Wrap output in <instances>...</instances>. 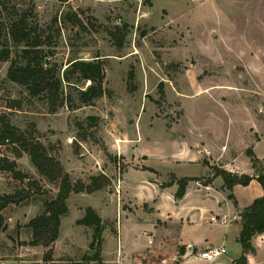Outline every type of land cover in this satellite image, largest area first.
<instances>
[{
  "label": "rangeland",
  "instance_id": "obj_1",
  "mask_svg": "<svg viewBox=\"0 0 264 264\" xmlns=\"http://www.w3.org/2000/svg\"><path fill=\"white\" fill-rule=\"evenodd\" d=\"M8 1L19 9L34 7L40 25L54 36L47 47L53 53L48 62L64 69L76 57L103 61L104 95L93 105L72 110L66 104L55 112L44 98L30 97L24 86L8 79L10 61H0V120L6 115L21 130L34 133L72 182L89 183L92 176L105 174L119 185L132 168L140 170L129 173L126 183L146 185L153 174L144 171L148 165L159 170L162 180L171 173L208 174L211 167L206 164L177 162L188 148L205 150L202 161L226 169H247L246 151L251 147L264 162V0ZM68 11L78 14L84 26L68 19ZM86 86L65 83V95L76 98L77 87ZM89 116L97 117L94 126ZM13 147L0 144V193L19 192L25 198L3 210L6 229L0 231V260L39 264L50 259L45 256L49 252L51 258L72 264H176L182 259L179 248L174 253L165 240L154 259L119 260L118 222L107 223L98 253L92 245L93 227L77 220L86 206L105 207L104 215L116 217L114 200L106 204L99 195L69 196L57 239L50 246L32 245L28 223L57 195L59 183L40 175L30 156L18 155ZM3 157L15 161L16 170L27 178L3 169ZM30 179L33 185H28ZM136 190L149 191L144 186ZM254 190L248 188L250 194ZM248 192L235 196L237 207L246 202ZM209 194L202 188L192 191L182 211L192 212L191 218L202 216L203 208L217 203ZM223 208L228 210L226 204ZM153 222L123 220L118 227L120 247L122 241L126 252L142 248L146 235L156 230ZM189 233L201 239L209 234L215 243L225 237L221 227L206 221ZM256 243L260 253L253 264H264V239L258 237ZM225 246L227 253L211 262L242 264L232 263L242 249L232 234ZM197 247L200 251L206 245Z\"/></svg>",
  "mask_w": 264,
  "mask_h": 264
},
{
  "label": "trees",
  "instance_id": "obj_2",
  "mask_svg": "<svg viewBox=\"0 0 264 264\" xmlns=\"http://www.w3.org/2000/svg\"><path fill=\"white\" fill-rule=\"evenodd\" d=\"M12 7V8H11ZM17 11L13 13V10ZM68 11L66 17L73 23L84 26L78 14ZM58 19L55 17L54 21ZM53 35L47 33L40 25L35 8H17L8 0H0V61H10L7 77L13 82L24 86L30 97L44 98L51 112H55L60 107L68 105L74 110L83 105H93L97 99L105 93V67L100 58L84 60L73 58L65 68H60L51 61L50 49L53 44ZM122 41L118 42L121 45ZM76 80V81H72ZM85 82L86 87H77V97L65 95V83L78 84ZM163 89V83H160ZM90 126H94L98 119L89 116ZM0 144H11L18 155L27 153L33 165L40 175L49 181L58 182V193L54 198L45 202L44 211L33 217L28 226L32 229V245L50 246L58 237L61 225V217L68 213L67 199L74 192L92 193L111 183L110 177L105 174L92 176L89 183L82 181L72 182L70 176L65 172L60 160L50 153L48 147L38 139V137L28 131L21 130L11 123L4 115L0 120ZM252 167L255 171L253 175L230 171L224 167L211 166L213 171L211 176L203 179L196 177H177L171 174V179L162 186L178 184L176 198H182L186 192L187 184L190 180H201L204 185L210 184L217 176L224 180L223 187L229 190L228 197L237 204L233 193L235 185L247 186L253 179H256L264 191V162L257 156L254 149L248 148L246 151ZM2 168L11 171L16 177L24 180L26 175L15 168V161H10L6 157L1 159ZM148 169V168H147ZM153 170L152 168H149ZM31 179L28 185H33ZM25 198V195L15 192L13 194L0 193V231L6 229L5 216L3 210L10 204H17ZM240 222L242 230L238 241L242 244L243 255L239 258L242 264H248L247 254L255 252L253 238L257 234L264 233V194L253 200L251 204L240 211ZM77 224L93 227L92 245H97L98 253L102 246V233L104 225L101 216L92 207L87 206L83 217L77 220ZM184 248H181V252ZM51 258V253L45 255ZM148 260L149 255H138L136 259Z\"/></svg>",
  "mask_w": 264,
  "mask_h": 264
},
{
  "label": "crops",
  "instance_id": "obj_3",
  "mask_svg": "<svg viewBox=\"0 0 264 264\" xmlns=\"http://www.w3.org/2000/svg\"><path fill=\"white\" fill-rule=\"evenodd\" d=\"M205 150L199 149L198 151L196 149H190L188 148V152H185L183 154V158L180 160H177V162H188L192 164H205L204 161H202V157L204 156ZM188 154V155H187ZM186 156V157H185ZM250 160V159H249ZM209 166V165H208ZM210 167V166H209ZM152 168L153 170H150L153 172L151 175L152 178H148L146 181V185H140V184H130L128 185L126 183L127 175L131 172H137L140 169H132L129 168L125 173L123 174V177L121 179L120 184L115 182L114 178L110 176L111 183L108 185V187L101 188L99 190H96L92 193L88 192H78V193H72L70 195V198L72 196H86V195H92V196H101V199L103 203L108 204V201L114 200L116 204V212L117 215L115 218H110L104 215L105 207H99L95 206L93 207L98 214L101 216L104 228L109 227L106 226L108 222H118L117 223V239L119 241L118 243V249H117V256L120 260H125L127 263H131L134 258H136L138 255H150L151 258L154 259L156 256L157 251H161L165 248V245L162 244V242L165 240H168L170 242L169 248H174L173 252L177 253L178 248L180 254H182V259H180L176 264H200L197 263V261H202L203 264H213V262L204 259L200 256V253L203 250L198 251V245L203 246L206 245L205 249L210 246L217 245H226L228 241V235L232 234V238L238 240L240 232L242 230V224L240 222V211L252 203V201L259 196H262L264 194V191L261 187L260 183L253 179L249 185L244 186L241 184L234 186V195L236 197H239V194L241 192H248V188L253 187L254 190L252 194H249V197L246 199V202L240 201V205L237 207L232 199L228 197L229 190L223 187L224 180L221 176H217L210 184L204 185L201 180H190L186 187V192L182 198H176L175 194L178 190V184L173 183L171 185L162 186L163 183H167L170 181L169 176L171 174L176 175L177 177H196V178H205L208 176H211L213 174L212 169L210 172L203 176L193 175V174H186V175H177L176 173L169 174L168 178L166 180H162L160 178V172L155 167H152L148 165L147 167ZM228 170L233 172H239V173H247L250 175L254 174V169L252 167V164L250 162L249 167L244 170H237L235 168H228ZM253 171V173H252ZM221 180V181H219ZM145 187L148 188L149 191L146 192H135L136 187ZM115 187V188H114ZM207 190L210 194L209 197L213 199V202H217L213 204V207L211 208H203L202 209V216H199L198 218H191L189 214H193L192 212H184L183 209V203L186 200V197L195 190L200 189ZM118 190V192H117ZM256 191V194L254 192ZM74 194V195H73ZM217 199V200H216ZM241 199V198H240ZM223 204H226L228 207V210H225L223 208ZM87 207V206H86ZM190 210V209H189ZM161 211H163L164 216L161 215ZM85 213V209L83 211V215ZM189 213V214H188ZM82 215V217H83ZM213 217L215 219H213ZM134 218L135 221H144L145 219H154V226L156 227V230L154 232H150L149 235H146L145 244L142 248L139 250H132L130 252H126L124 248V244L121 241V247H120V233L118 230V227L121 225L123 220H130ZM116 219V220H114ZM203 219V220H202ZM118 220V221H117ZM206 221V223L210 224L211 226H214L215 228L221 227L223 229V232L225 234V237H223L219 242H214V238L207 234L204 236L203 239L201 238H193L190 235V231L194 226L198 223H201ZM162 223V224H161ZM120 227V228H121ZM213 228V227H211ZM260 237L261 240L264 239V233L257 234L253 238V242H255L254 247L256 250V253H248L247 260L248 264H253L254 257L259 255L260 253V245L256 243L257 238ZM239 242V241H238ZM240 243V242H239ZM241 244V243H240ZM263 244V241H262ZM184 248L181 252V248ZM242 248V244H241ZM204 249V250H205ZM186 251V252H185ZM103 255H108L106 252H104V249H102ZM185 253V254H184ZM184 254V255H183ZM243 255V248L241 249V253L238 254V256H232V263L236 260H239V258ZM135 256V257H134ZM147 257H144V259ZM257 258V257H256ZM107 263H110V260H106ZM213 261V260H212ZM0 264H20V263H14L9 262L7 260H0Z\"/></svg>",
  "mask_w": 264,
  "mask_h": 264
},
{
  "label": "built area",
  "instance_id": "obj_4",
  "mask_svg": "<svg viewBox=\"0 0 264 264\" xmlns=\"http://www.w3.org/2000/svg\"><path fill=\"white\" fill-rule=\"evenodd\" d=\"M213 219H215L213 217ZM227 253V248L225 245L210 246L207 247L200 253V256L209 261L216 260ZM120 260V259H119ZM120 262V261H119ZM39 264H72L71 261L66 259H45L39 262Z\"/></svg>",
  "mask_w": 264,
  "mask_h": 264
},
{
  "label": "water",
  "instance_id": "obj_5",
  "mask_svg": "<svg viewBox=\"0 0 264 264\" xmlns=\"http://www.w3.org/2000/svg\"><path fill=\"white\" fill-rule=\"evenodd\" d=\"M47 62H48V60H47Z\"/></svg>",
  "mask_w": 264,
  "mask_h": 264
}]
</instances>
